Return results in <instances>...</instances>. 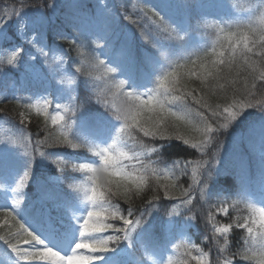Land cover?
<instances>
[{"label":"snow or ice","instance_id":"6c2138e0","mask_svg":"<svg viewBox=\"0 0 264 264\" xmlns=\"http://www.w3.org/2000/svg\"><path fill=\"white\" fill-rule=\"evenodd\" d=\"M34 6L31 17L14 11L0 18V64L37 79L61 69L72 87H62L61 79L54 99L48 93L34 102L0 92V103L44 117V140L34 143L32 133L19 127L14 140L0 143V214L6 217L0 242L15 255V264H103L117 249L120 258L113 264H144L135 256L137 242L159 257L158 264H264V190L257 198L249 182L250 150H258L264 177V0L243 10L223 0H96L94 6L88 0H37ZM210 8H228L231 16L206 25L218 33L209 50L193 42L191 20L193 11L204 19ZM58 42L80 54L72 60L79 65L74 70ZM193 79L199 87H189ZM93 104L96 110L89 111ZM26 111L17 113L20 125L30 123ZM250 116L256 118L241 128ZM0 118L10 119L9 113L0 109ZM172 141L195 149L200 158L158 167ZM61 148L85 149L97 159L74 162L56 150ZM13 153L23 157L21 167L10 159ZM41 162L55 164L60 173L69 167L85 173L87 182L69 184L66 192L60 176L38 174ZM189 174L192 184L185 188L178 181ZM228 177L231 184L222 183ZM145 190L153 191L151 199L137 205ZM213 195L218 203L203 214L210 232L205 251L191 242V231ZM233 195L237 199H228ZM76 197L86 210L73 217V226L67 214ZM162 200L174 203H157ZM29 201L26 213L48 224L49 235L26 222L22 210ZM241 204L248 215L233 220L229 209L239 212ZM218 215L229 222L218 221ZM234 229L243 235L235 250L229 247ZM181 248L183 259L174 262L168 254Z\"/></svg>","mask_w":264,"mask_h":264},{"label":"trees","instance_id":"16d2710c","mask_svg":"<svg viewBox=\"0 0 264 264\" xmlns=\"http://www.w3.org/2000/svg\"><path fill=\"white\" fill-rule=\"evenodd\" d=\"M154 2H156V0H153ZM37 2V0H24L23 5L21 4V0L17 1V0H3L0 2V18H4L5 17V13H13L14 11H22L23 13H25L28 17H31L35 14L36 12V8H35V3ZM109 3L114 2V0H108ZM115 2H118V0H115ZM191 3L195 4L198 2V0H190ZM241 2L243 4H245L247 1L245 0H241ZM88 3H90L91 5H95L96 0H88ZM142 6V5H141ZM178 16H182V13H178ZM192 19L196 20L202 28H200V31L203 32L204 34L202 35H198L200 36L201 41H195V42H199L202 44H205L209 47V50L211 48V46L216 42L217 39V35L218 33L216 32V30L213 27H209L206 25L209 24H213V23H208L207 19H201L200 18V14L197 11H193L192 12ZM214 22L218 23L219 21H217L216 19H212ZM127 23V22H125ZM198 25V26H200ZM13 31H15V26L13 25L12 28ZM232 30H235V26H233ZM13 42H17L15 40H13ZM61 47H63L67 52H68V56L70 57V59L68 60V64L70 66V68L72 70H74L75 67H78V64L73 65L72 64V60H79L81 58L80 54L76 51V49L69 45L67 42H58ZM179 41L173 42V45H177L179 46ZM138 48L139 47H143L142 44H140L138 42L137 44ZM94 47V45H93ZM97 49V53H98ZM99 54V53H98ZM9 73L10 75H14L15 72L17 73H21L23 76L25 77H34L33 75L26 73L24 71V69H20L18 71H10L9 67L6 64H0V73ZM55 72L58 73L57 77H44L43 75L41 76L42 79L45 78H50L51 82H53L54 86L57 87L58 84L60 83V80H63V84H65L66 80H69L70 75L68 74H64V72L61 69H57L55 70ZM189 87H199L200 86V82L198 80H191L187 82ZM215 99V98H213ZM96 105L94 106V109L92 111L96 110ZM0 109H3L5 112L9 113L10 119H8L7 121L10 124H13L14 122H16L17 120H19V117L17 115L18 112L20 111H26L24 109L18 108L15 104H6L3 107H0ZM50 113H52V111H49ZM26 115H27V119L28 121H30V123H27L29 125V130L32 133L33 136V140L34 143L36 140H44L45 137V132L43 130V124H44V117L43 116H37L36 114L33 113L32 110H28L26 111ZM29 115V116H28ZM253 119H255V116H252ZM185 135L186 136H195V133H191L188 132L187 130H184ZM41 150H44L43 148ZM57 151L63 152L68 154L70 157H72L74 159L75 162V157H82V161L79 162H89L91 160H96L97 158L94 157L90 152H88L85 149H77L75 151L71 150V149H67V148H61V149H56ZM241 150H243V146H241ZM47 151H52V149H47ZM250 155H252V162L257 164L259 166V153L258 150H250ZM19 157V156H15V154H10V158L11 157ZM23 158V157H20ZM153 158L154 159H159L155 156V154H153ZM200 158V153L197 152L195 149L190 148L187 145H184L181 141H172L171 144L165 149L163 150V162L158 164V167L160 168H165V167H170L172 161L174 160H198ZM39 155L37 153V160H39ZM42 164H44V167H38L37 168V172L39 175H41L42 177H48V176H54V175H58L61 177V179L64 181V183L61 185V187L66 191V192H71V189H69L67 187V185L72 184L73 186H78L82 183H86L87 182V175L85 173H81V172H73L71 170V167H69L64 173H60L59 170L56 168L55 164H47V162H41ZM260 167V166H259ZM99 179L100 182L103 184L106 180L105 175L100 174L99 175ZM30 183V182H29ZM154 183V182H153ZM161 183H167V181L162 180ZM179 184H182L185 188H187L189 185L192 184V178L191 175L189 174L188 176H182L180 178V180L178 181ZM152 187V185H150V188ZM263 187H264V179H263ZM27 190V189H26ZM73 195H78L77 193H72ZM159 194L162 196L163 195V190L160 189L159 190ZM153 195V191L150 190H145V192L141 195V197L136 198L135 203L137 205L141 204L142 200L144 199V197H147L148 199H151V196ZM195 195L197 196V199H199L198 193L197 191L195 192ZM78 198V197H76ZM205 199H207V197H205ZM0 200L3 201V197L0 196ZM30 203L26 202L25 205V209L22 210V214L26 213V209H27V204ZM121 206L122 207H126V205L123 204V201H120ZM157 203H164V204H173L174 202L172 201H167V200H162L160 202ZM194 204H196V201L193 202ZM216 203H218V201H215L213 199H211V201L208 204H205L203 208H200L197 212L198 215V220H197V224L201 227L202 231L199 232L198 230H192L191 231V241L193 244H195L197 247L203 248L205 251L207 250L208 247V242L206 241L205 237L210 235L209 231L204 230L205 229V221L203 218V214L206 213L208 211V208L210 205L214 206ZM170 211V208H169ZM155 216H163V212L161 210H155L153 213ZM229 214L231 216V218L234 220L236 218V215H248V210L247 208L241 204L240 205V211L236 212L233 209H229ZM6 217L3 214H0V222H2ZM216 219L218 221H220V215L216 216ZM221 222V221H220ZM114 223H119V222H114ZM240 230L239 229H234L233 234L230 235L229 237V247L232 248L233 250H235V248H238L240 246V244L243 242V235H237V233H239ZM221 243H223V241H221ZM184 252V251H183ZM195 254V253H193ZM181 259H183V253L182 256L180 258H178L175 262L180 261ZM16 261V257L14 254L11 253V251L7 250V246L4 245L2 242H0V264H15ZM243 264H247V262H243Z\"/></svg>","mask_w":264,"mask_h":264}]
</instances>
